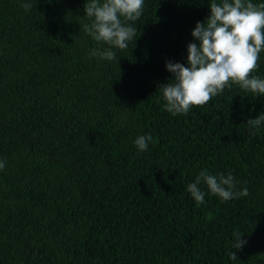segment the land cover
Segmentation results:
<instances>
[{
    "label": "trees",
    "instance_id": "trees-1",
    "mask_svg": "<svg viewBox=\"0 0 264 264\" xmlns=\"http://www.w3.org/2000/svg\"><path fill=\"white\" fill-rule=\"evenodd\" d=\"M85 2L0 0V264H264V123L247 124L264 96L233 84L177 116L161 99L213 0H144L118 61L89 56L109 46L83 31ZM205 169L249 195L202 182L198 205L187 186Z\"/></svg>",
    "mask_w": 264,
    "mask_h": 264
},
{
    "label": "clouds",
    "instance_id": "clouds-1",
    "mask_svg": "<svg viewBox=\"0 0 264 264\" xmlns=\"http://www.w3.org/2000/svg\"><path fill=\"white\" fill-rule=\"evenodd\" d=\"M21 7L28 11L32 4L22 3ZM143 7L144 0H86L84 15L90 22L83 25V31L97 44L109 46L104 50L93 48L89 56L118 61L113 49L128 47V42L136 34V28L128 22L138 20ZM209 10L208 17L203 22H197L191 32L199 43L187 46V66L166 62L173 82L159 88L164 101L163 109L172 116L187 115L193 106L207 104L233 84L256 97L264 96V79L251 75L258 68L259 55L264 51V2L221 0V3H216L213 0ZM262 123L264 114L247 120L253 129H259ZM156 142L150 134L140 135L134 140L141 152L148 150L149 143ZM5 167L6 162L0 160V170ZM202 182L221 202L249 195L247 188L236 190L238 182L231 173L211 175L205 169L187 186V192L198 205L205 202V192L199 187ZM241 236L238 232L235 234L232 248L241 250L246 244ZM230 259H237L235 253H230Z\"/></svg>",
    "mask_w": 264,
    "mask_h": 264
}]
</instances>
